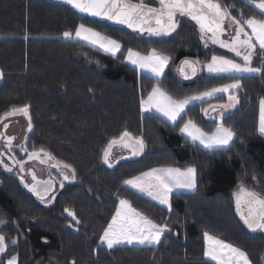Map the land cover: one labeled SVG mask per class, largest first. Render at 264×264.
Returning a JSON list of instances; mask_svg holds the SVG:
<instances>
[{"label": "trees", "instance_id": "16d2710c", "mask_svg": "<svg viewBox=\"0 0 264 264\" xmlns=\"http://www.w3.org/2000/svg\"><path fill=\"white\" fill-rule=\"evenodd\" d=\"M234 16L261 17L244 0H220ZM158 7V0H147ZM169 37L154 38L105 21L91 19L52 0H0V115L13 107L29 105L32 131L27 146L44 148L57 160L70 164L77 183L65 187L50 203L39 201L20 180L0 165V232L19 264H217L205 255L204 232L244 249L253 264H263L264 234L252 236L236 216L231 188L249 176L264 182V135L259 132L260 101L264 99V73L210 74L201 72L184 81L176 66L186 58L208 61L215 54L237 59L228 49L200 40L199 28L187 17ZM263 18V17H261ZM117 37L125 48L151 47L173 56L161 80L176 97L226 84L239 78L238 107L224 115L223 123L235 132L226 148L207 149L190 141L154 111H143L141 99L154 84L121 56H113L87 42L65 38L78 21ZM264 53L257 49L253 65L264 67ZM226 94L210 100L225 102ZM190 105L182 118H195L207 129L202 107ZM128 130L143 137L145 148L137 157L104 162V150L113 138ZM197 167L198 187L174 192L172 209L128 187L123 182L157 166ZM111 165V166H109ZM264 186V185H263ZM264 193V187H263ZM25 201V206L15 198ZM160 224H168L158 245H100L120 197ZM224 206V208L222 207ZM66 209L75 213L79 229ZM226 220L230 222L224 224ZM16 241V243H13Z\"/></svg>", "mask_w": 264, "mask_h": 264}, {"label": "snow or ice", "instance_id": "6c2138e0", "mask_svg": "<svg viewBox=\"0 0 264 264\" xmlns=\"http://www.w3.org/2000/svg\"><path fill=\"white\" fill-rule=\"evenodd\" d=\"M66 2L82 13L124 24L133 31L153 36L170 35L179 26L176 20L177 15L188 17L199 26L201 39L205 40V43L211 41L212 44H218L221 48H227L236 57H241L243 60V63H240L235 59L213 55L206 65L209 73H264V67H253V59L257 55V49L259 48L260 52L264 53V18H244L242 13L241 18H237L230 11V7L234 6L222 5L220 0H158V7L150 6L145 0H66ZM249 3L259 10L261 17H264V0H249ZM226 21H230L235 29L229 40L222 39L227 31L224 27ZM63 35L65 38H73L74 35L75 38L87 41L113 56L122 48L117 40L83 23L77 27L74 34L66 31ZM125 59L141 69H148L159 77L163 75L170 57L156 49H152L149 54L145 55L128 48ZM198 64L199 61L186 59L182 62L179 71L188 79L196 74ZM3 75V71L0 70V79L3 78ZM241 87L240 79L235 78L232 83L214 87L196 95L186 96L183 99H176L157 85L146 99H141L140 103L143 111L148 112L154 109L175 124L178 119L182 120L181 114L193 101L211 98L217 93H228L229 103L214 106L213 110L217 107L220 109L234 108L239 103V97L232 90ZM29 107V105L19 108L13 107L10 111L0 115V121L8 117L23 115L28 119V131L31 132L32 121ZM203 111L207 114V109H203ZM219 116L221 122L212 132L204 131L191 119L186 122L182 120L183 126L180 127V131L193 142L199 141L205 148L226 147L232 142L236 134L232 128L225 127L223 112H220ZM7 127L8 125L4 124V128ZM259 132L264 135V99L260 101ZM0 139L5 140V145L11 152L14 137H6L4 132H0ZM115 145L130 149L134 156L142 154L146 146L143 137L133 136L131 132L125 130L118 138H113L104 150L105 163H108L111 150ZM21 150L28 153L29 160L37 159L40 163L49 162L52 167L62 169L63 180L76 179L75 169L70 164L57 160L44 148L36 149L34 147L31 152H28L27 147H23ZM41 153L46 157V160L41 158ZM3 155L0 153V165H3L7 171H12V168L4 163ZM9 159L19 167L21 172L25 170L26 161L16 159L14 155L9 156ZM32 180L34 183L25 186L29 187L30 191L34 192L41 200L45 199L54 188L51 179L47 181L37 180L35 172H32ZM196 181L197 169L195 167H187L183 170L175 167H163L152 168L139 176L125 180L123 183L139 192L146 193L154 200H158L160 204L166 205L171 211L173 190L177 188L194 190ZM63 186V181H61L60 187ZM234 196L236 211L248 229L253 232H264V193L249 189L241 184ZM52 198L54 199V197ZM65 211L73 220L76 219L74 212L68 209ZM2 223L4 222L0 221V224ZM168 231L171 229L167 223H156L134 208L129 200L120 199L111 222L103 230L100 243L106 244L109 249L121 244L158 245L162 236ZM204 238L207 245L205 255L217 261L218 264H252L244 250L207 231L204 232ZM7 251L6 237L0 234V254H5ZM18 259V256L11 255L6 264H18ZM72 264H75V261Z\"/></svg>", "mask_w": 264, "mask_h": 264}, {"label": "rangeland", "instance_id": "374dc122", "mask_svg": "<svg viewBox=\"0 0 264 264\" xmlns=\"http://www.w3.org/2000/svg\"><path fill=\"white\" fill-rule=\"evenodd\" d=\"M244 1L249 2V0H244ZM145 2H147V0H145ZM232 15H233V14H232ZM233 16H234V15H233ZM236 17H237V18H241L240 16H236ZM250 17L261 18V17H258V16H250ZM250 17H245V18H250ZM263 18H264V17H263ZM81 23L85 24V25L88 26V27H92V28H94L95 30L101 32L102 34H104V35H106V36H108V37H111L112 39L117 40V41L122 45V48H121L120 52H118L115 56H121V55H122V57L125 59L126 52H127V49H128V48H132L133 50H135V51H139V52H141L142 54H145V55L149 54V53L151 52L152 49H156L158 52L163 53V54L169 56L170 59H169V62H168V64H167V66H166L165 69H164V73H163L162 76H159V77L156 76L155 74H153V73H152L151 71H149L148 69H141V68H139L138 66L129 63V62L125 59V61H126L128 64H131V65L135 66L139 71H141V72H143V73H146V74H148V75H151V76L155 79V80H154L155 82H154L153 86L151 87L149 93H150L151 90H152L154 87H156L157 85H159L164 91H166V90L163 88V86L161 85V80H162L163 77L165 76L168 67L170 66V64H171L172 61H173V56H172L169 52L161 51V50L157 49L156 47H151L149 50H141V49H139V48H137V47H128V48H125V47H124V44L122 43V41H120L117 37L111 35V34L108 33L107 31H105V30H103V29H101V28H98V27H96V26H93V25H88V24L84 23L82 20H79V21H78V25H77V27H78ZM77 27H76L73 31H68V32H73V34H74V33H75V30L77 29ZM232 28H234V26H232ZM134 33H135V32H134ZM199 36H200L201 43H202L204 46L208 47V45H209L210 42L208 41L207 43H205V40H202V39H201V33H199ZM69 39H76V40L84 41V40H81V39L75 38L74 35H73V38H69ZM206 39H207V38H206ZM84 42H87V41H84ZM87 43H88V42H87ZM88 44H89V43H88ZM90 45H91V44H90ZM95 47H96V46H95ZM97 48H98V47H97ZM99 49H100V48H99ZM102 51H103V50H102ZM108 54H109V53H108ZM215 55H217V56H224V57H227V58H230V59H235L237 62L243 63V60H242L241 57H237V59H236V58H234V57H230V56H226V55H222V54H215ZM194 59H195L196 61H199V65H200L201 72L209 73V72L207 71L206 65H207V63H208L211 59L208 60V61L201 60L200 58H194ZM262 61L264 62V57L262 58ZM253 67H258V66L253 65ZM0 70H1V68H0ZM176 72H178V65L176 66ZM178 74H179V72H178ZM210 74H217V73H210ZM219 74H227V73H219ZM243 74H256V73H243ZM179 75H180V74H179ZM235 75H242V74H235ZM0 80H1V79H0ZM232 82H233V81H231V82H229V83H232ZM226 84H228V83H226ZM223 85H225V84L218 85V86H215V87H220V86H223ZM241 85H242V82H241ZM212 88H214V87H211V88H208V89H205V90H201V91H197V92H193V93H189L188 95H185L184 97H186V96L196 95V94H198V93H201V92H204V91H208V90H210V89H212ZM232 91H233V93H234L236 96H238V95H237V91H238V89H236V90H232ZM166 92H167V91H166ZM149 93H148V94H149ZM167 93H168L169 95H171L173 98H176V99H183V98H184V97H176V96L172 95V94L169 93V92H167ZM221 94H226L227 97H228V93H217V94H215L213 97L218 96V95H221ZM147 96H148V95H147ZM147 96H145L144 99H146ZM211 98H212V97H211ZM211 98H205L204 100L193 101L191 104H189V105L185 108L184 113H187V109L190 107V105L195 104V103H198V102H202V101H205V100H208V101L206 102V104L202 107V113H203V116L205 117L206 120H209V121H210V120H213V121H216V122H217V123L214 125V127H213L212 129H207V128L204 127L201 123H199L195 118H192V117H189V116L186 117L185 119L182 118V120H183L184 122H186L188 119H191V120H193V121H194L199 127H201L202 129H204V131H206V132H212V131L215 130V127L221 122V121H220L219 113H220V112H223V116H224L225 114L234 111V110L238 107V105H239V103H238L234 108H227V109H220V108L217 107L215 110H213L214 106H218V105H221V104H228L229 101H228V98H227V100H226L225 102L212 101V100H210ZM203 109H207V114H205V112L203 111ZM152 111L158 113V114L161 115L163 118H165L167 121H169L170 123L174 124L173 122H171L170 120H168L167 117H165L162 113L157 112V111L154 110V109H153ZM184 113H182L181 116H183ZM182 120H181V119H178V120L176 121V123H175V124H179V130H180V127L183 126ZM23 123H24V125H27V124H28V120L26 119L25 116L23 117ZM224 125H225V127H229V126L226 125V124H224ZM0 129H1V128H0ZM7 133L13 135L14 138H16L15 144H20V143L24 142V143H26V144H25V147H27L28 151H29V152L32 151V149L29 148V147L27 146V142H26L27 139H26V134H25V131H24V130L18 132L16 129L9 128V129H7ZM182 134H183V133H182ZM183 135H184L185 137H187L185 134H183ZM187 138H188L190 141H192L189 137H187ZM234 138H235V137H234ZM234 138H233L232 142H231L228 146H226V147H229V146L233 143ZM192 142H193V141H192ZM195 143H197L198 145H200V146H202L203 148H205L204 145H202V144L199 143V141H196ZM226 147H222V148H226ZM207 149H208V148H207ZM129 153H131V150H130V149L125 148V147H122V146H120V145H115V146H113L112 151H111V153H110L108 163H109V164H115V163L119 162V160L123 159L124 156L126 157V155L129 154ZM140 155H141V154H140ZM140 155H135V156L132 155L131 157H137V156H140ZM129 157H130V156H129ZM126 158H127V157H126ZM163 167H175V168H180V169H182V170L185 169V168H187V167H195V168L197 169V167H196L194 164L181 165V166H178V165L157 166V167H153V168H163ZM150 169H152V168H149L148 170H145L144 172H147V171H149ZM142 173H143V172H142ZM140 174H141V173H139V174H137V175H135V176H139ZM135 176H133V177H135ZM133 177H130V178H128V179H131V178H133ZM128 179H127V180H128ZM246 179H249V180H251V181L247 182L245 179H243V180L239 183V186H240L241 184H243L245 187H247V188H249V189L257 190V191H260L261 193H263V187H264L263 185H264V182H263L261 179H258V177H253V176H249V177H247ZM127 186L130 187V188H132V187L129 186V185H127ZM239 186H238V187L235 186V187L231 188L232 202H233L234 193L238 190ZM197 187H198V177H197V181H196V188H195L194 190H196ZM132 189H134V188H132ZM134 190H136V189H134ZM194 190H192V189H185V188H177V189H174V190H173L172 194H173L174 192H185V191H194ZM136 191L139 192L138 190H136ZM139 193H141V194H143V195H145V196H147V197L153 199L152 197L148 196L146 193H142V192H139ZM172 194H171V204H172ZM14 195H15V198L20 202V204H22L23 206H25V201H24L22 198L18 197L16 194H14ZM120 199H127V200H129V199H128L127 197H125V196H124V197H120L119 200H120ZM153 200H154V199H153ZM129 201H130V200H129ZM154 201H156V202L159 203L158 200H154ZM130 202H131V201H130ZM131 204H132V203H131ZM159 204H160V203H159ZM161 205L164 206V207H167L166 205H163V204H161ZM118 206H119V202H118ZM132 206H133V205H132ZM133 207H134V206H133ZM222 207L224 208V206H222ZM134 208H135V207H134ZM136 209H137V208H136ZM137 210H138V209H137ZM138 211H140V210H138ZM140 212H141V211H140ZM142 213H143V212H142ZM149 218H150V217H149ZM150 219H152V218H150ZM152 220H154V219H152ZM77 221H78V223H77ZM154 221H155V220H154ZM155 222L158 223L157 221H155ZM229 222H230L229 220H226V221L224 222V224H228ZM79 223H80L79 220H77V218H76V219L74 220V222H72L70 225L73 226L75 229H79ZM158 224H160V223H158ZM209 233H210V232H209ZM249 233H250V232H249ZM210 234H211V233H210ZM250 234H251L252 236L259 235V234H254V233H250ZM218 238H220V237H218ZM220 239H222V238H220ZM204 240H205V238H204ZM222 240H224V239H222ZM224 241L227 242V243H230V242H228V241H226V240H224ZM99 244H100V245H105V246H106V244H101V243H100V240H99ZM230 244H232V243H230ZM121 245H129V244H121ZM131 245H134V244H131ZM138 245H141V244H138ZM232 245H234V244H232ZM234 246H236V245H234ZM206 247H207V245H206V241H205V251H206ZM236 247H238V246H236ZM238 248L242 249L241 247H238ZM242 250H244V249H242ZM244 251H245V250H244ZM245 252H246V251H245ZM246 253H247V252H246ZM247 255H248V253H247ZM206 257H207V256H206ZM248 257H249L250 261L252 262V260H251V258H250L249 255H248ZM207 258L210 259L209 257H207ZM263 258H264V256H263ZM263 258H262V262H263ZM210 260H212V259H210ZM212 261H214V260H212ZM214 262H216V263L218 264L217 261H214ZM44 264H51V263L46 262V263H44ZM252 264H253V262H252Z\"/></svg>", "mask_w": 264, "mask_h": 264}, {"label": "flooded vegetation", "instance_id": "af4514ba", "mask_svg": "<svg viewBox=\"0 0 264 264\" xmlns=\"http://www.w3.org/2000/svg\"><path fill=\"white\" fill-rule=\"evenodd\" d=\"M23 117H24L23 115H16V116L8 117L3 121H0V128H1L0 132H4L6 137L7 136L14 137L13 135L7 133V129L13 128V129H16L18 132L24 130L25 134L27 135V133L29 132L28 124L24 125ZM4 124L8 125L6 129L4 128ZM15 141H16V138H14L13 140L12 150L11 152H9L5 145V140L0 139V153L4 154L2 159L5 164H7L9 167L12 168V171H7L3 165L1 166L7 173L18 178L20 182L22 183V185H23L24 180L29 183L33 181L32 172H35L36 177L38 178L53 177L56 180V190H55V197H56L65 187L69 185H74L77 183L76 179L75 180H63V176L61 174L62 169L52 167L49 162L40 163V161L37 159L29 160L28 153L21 150L23 147H25L26 143L22 142L20 144H15ZM11 155H14L15 158L18 160L22 159L26 161L24 165L25 170L23 172H21L19 167L15 165L11 159H9V156ZM41 158L46 160V157H44L43 153H41ZM68 174L71 175V173H68ZM61 181H63V184H64L63 187H60ZM52 200H53L52 198H49V199H45L43 202L50 203ZM260 234H264V233H260Z\"/></svg>", "mask_w": 264, "mask_h": 264}, {"label": "water", "instance_id": "95a60500", "mask_svg": "<svg viewBox=\"0 0 264 264\" xmlns=\"http://www.w3.org/2000/svg\"><path fill=\"white\" fill-rule=\"evenodd\" d=\"M52 1L63 3V4H65V5L71 7V8H72L74 11H76L77 13H80L81 15H83V16H85V17H88V18H91V19L100 20V21H105V22H108V23H111V24H114V25H117V26H120V27H124V28H126V29H129L130 31L135 32V33H139L140 35L150 36V37H154V38H162V37H169V36H172L174 33H176V32L178 31V29L180 28V23H181L180 18H179V17H181V16L177 15L176 20H177V23H178L179 26L177 27V29H176L173 33H171L170 35L153 36V35H148L147 33H140V32H137V31H133L131 28H128L127 25H124V24H118V23H116V22H114V21H111V20H107V19H104V18H101V17H93V16H90V15H88V14H86V13H82V12H80L79 10H77L76 8H74L72 5L68 4V3L66 2V0H52ZM220 2H221V1H220ZM221 4H222V3H221ZM222 5H223V4H222ZM187 18H188V17H187ZM188 19H189L190 21H192L190 18H188ZM192 22H193V23L199 28V26L195 23V21H192ZM224 27H225V29H226L227 31H226V34L222 37V39L229 40V39L231 38V36L234 34L235 29L232 28V25H231L230 21H226ZM209 42L211 43V41H209ZM211 44H212V43H211ZM212 45L217 46V47H220L218 44H212ZM225 49H227V48H225ZM186 59H188V60H192V61H196V60H195L194 58H192V57H186V58L182 59V60L179 62V64H178V72H179L181 78H182L184 81L194 80V79H196V78L201 74L200 65H199V64L197 65L198 70H197L196 74H195L194 76H190V78L186 79V78L184 77V75H182L181 72L179 71L180 67L182 66V62H183L184 60H186ZM189 71H190V70H189ZM111 151H112V150H111ZM131 155H132V153H129V154L126 155V157H129V156H131ZM36 179H37V180H40V181H47V180L51 179V180L53 181V183H54V188H53L52 191H50V192L48 193V195L45 197V199H49V198L55 197L56 180H55L53 177H45V178H38V177H36ZM32 183H34V181H32L31 183H29V182H27V181L24 180V181H23V186H24V188H25L29 193H31V194H32L34 197H36L39 201L43 202L45 199L41 200V199H40V198H39L34 192L30 191L29 187H26V186H25L26 184H27V185H31ZM255 191H257V190H255ZM257 192H260V191H257ZM260 193H261V192H260ZM52 199H53V198H52ZM233 206H234V210H235V213H236L237 218L239 219V221L241 222V224L245 227V229H246L248 232H250V233H254V234L264 233V232H261V231L253 232V231H251L250 229H248L247 225H246V224L244 223V221L241 219L240 214L236 211L235 196L233 197ZM0 234H3V235L6 237V235H5L4 233L0 232ZM6 241H7V243H8L7 237H6ZM8 250H9V243H8ZM7 253H8V251H7ZM7 253H5V254H0V259L3 258V257H5ZM262 263L264 264V258H263V262H262Z\"/></svg>", "mask_w": 264, "mask_h": 264}, {"label": "crops", "instance_id": "0c3cea01", "mask_svg": "<svg viewBox=\"0 0 264 264\" xmlns=\"http://www.w3.org/2000/svg\"><path fill=\"white\" fill-rule=\"evenodd\" d=\"M259 124H260V119H259ZM16 255V254H15ZM17 256V255H16ZM11 256H9L7 259H6V261H5V264H6V262H7V260L10 258ZM19 258V257H18ZM1 264V263H0ZM18 264H19V259H18Z\"/></svg>", "mask_w": 264, "mask_h": 264}]
</instances>
